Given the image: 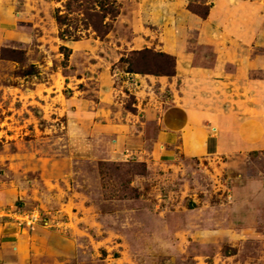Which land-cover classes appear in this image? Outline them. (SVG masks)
<instances>
[{
  "label": "rangeland",
  "instance_id": "374dc122",
  "mask_svg": "<svg viewBox=\"0 0 264 264\" xmlns=\"http://www.w3.org/2000/svg\"><path fill=\"white\" fill-rule=\"evenodd\" d=\"M66 1L0 0V264H264V0H115L78 41Z\"/></svg>",
  "mask_w": 264,
  "mask_h": 264
},
{
  "label": "trees",
  "instance_id": "16d2710c",
  "mask_svg": "<svg viewBox=\"0 0 264 264\" xmlns=\"http://www.w3.org/2000/svg\"><path fill=\"white\" fill-rule=\"evenodd\" d=\"M65 12H55V21L60 27V36L66 41H78L80 32L91 30L99 38H104L112 29L114 21L120 13V6L115 0H67ZM190 10L205 19L208 12L198 13L192 7ZM69 52V49L63 47ZM148 50L133 52L128 58H122L119 63L127 66L128 74H150L154 76L175 75V59L166 54L154 55L150 59ZM67 58L68 55L64 54ZM156 57V58H155Z\"/></svg>",
  "mask_w": 264,
  "mask_h": 264
}]
</instances>
